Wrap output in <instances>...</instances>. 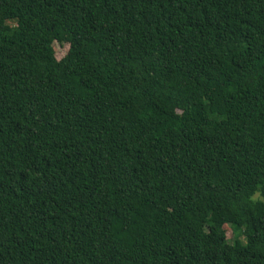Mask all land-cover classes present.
I'll return each instance as SVG.
<instances>
[{
    "label": "trees",
    "instance_id": "obj_1",
    "mask_svg": "<svg viewBox=\"0 0 264 264\" xmlns=\"http://www.w3.org/2000/svg\"><path fill=\"white\" fill-rule=\"evenodd\" d=\"M0 264H264V0H0Z\"/></svg>",
    "mask_w": 264,
    "mask_h": 264
},
{
    "label": "rangeland",
    "instance_id": "obj_2",
    "mask_svg": "<svg viewBox=\"0 0 264 264\" xmlns=\"http://www.w3.org/2000/svg\"><path fill=\"white\" fill-rule=\"evenodd\" d=\"M67 51V45H60V46H55V54H56V59H61ZM227 236H230V231L227 232ZM244 237L242 236L240 238L241 241L244 242Z\"/></svg>",
    "mask_w": 264,
    "mask_h": 264
}]
</instances>
